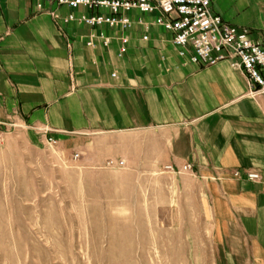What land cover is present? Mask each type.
Here are the masks:
<instances>
[{
  "label": "crops",
  "instance_id": "crops-1",
  "mask_svg": "<svg viewBox=\"0 0 264 264\" xmlns=\"http://www.w3.org/2000/svg\"><path fill=\"white\" fill-rule=\"evenodd\" d=\"M211 10L264 47V0H211ZM95 12L0 0V128L57 143L126 139L121 152L138 171L177 179L200 203L211 253L200 264H264V95H250L229 61L201 67L181 57L159 13L132 11L122 31L79 21ZM186 164L192 172L164 171Z\"/></svg>",
  "mask_w": 264,
  "mask_h": 264
},
{
  "label": "rangeland",
  "instance_id": "rangeland-1",
  "mask_svg": "<svg viewBox=\"0 0 264 264\" xmlns=\"http://www.w3.org/2000/svg\"><path fill=\"white\" fill-rule=\"evenodd\" d=\"M0 136V264L211 258L200 203L179 193L177 179L138 171L121 152L126 139L70 137L50 145L15 126L0 128Z\"/></svg>",
  "mask_w": 264,
  "mask_h": 264
},
{
  "label": "built area",
  "instance_id": "built-area-1",
  "mask_svg": "<svg viewBox=\"0 0 264 264\" xmlns=\"http://www.w3.org/2000/svg\"><path fill=\"white\" fill-rule=\"evenodd\" d=\"M45 2L72 10L83 7L89 11H96L94 14H83L79 21L91 28L119 27L122 31L131 27L132 11L147 15L159 13L156 22L172 33L173 44L181 57L201 67L229 61L232 67L246 75L250 95H264V47L252 39L249 29L239 30L222 20L221 16L214 14L211 10V0H45ZM38 8H42L41 3L38 4ZM72 20H75V17L69 15L65 22ZM101 38L104 39V44L109 43L108 38L103 35ZM128 42V38L121 37L120 56L127 52ZM88 45L93 46V43L90 42ZM47 142L50 145L57 143L53 139H48ZM119 164L124 166L125 162L121 161ZM165 170L175 174L190 173L193 166L186 164L180 170L167 166ZM239 174L235 173L237 177ZM247 177L252 182H259L262 179L258 172H249Z\"/></svg>",
  "mask_w": 264,
  "mask_h": 264
}]
</instances>
